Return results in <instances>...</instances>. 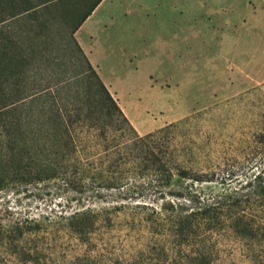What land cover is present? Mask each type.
Returning <instances> with one entry per match:
<instances>
[{
  "label": "trees",
  "instance_id": "16d2710c",
  "mask_svg": "<svg viewBox=\"0 0 264 264\" xmlns=\"http://www.w3.org/2000/svg\"><path fill=\"white\" fill-rule=\"evenodd\" d=\"M101 1L0 0V189L58 178L79 193L117 191L122 201L136 202L145 210L136 217L115 214L129 205L122 202L110 214L87 206L67 220L88 244L122 217L137 239L121 264H215L216 238L224 234L245 243L249 257H264V83L241 96L252 106L243 140L252 149L247 169L209 162L196 168L195 150L177 141L193 117L139 134L77 41L74 33ZM42 9L64 19L81 62L75 74L32 88L35 66L54 79L60 73L49 60H33L43 50L27 36L53 40Z\"/></svg>",
  "mask_w": 264,
  "mask_h": 264
},
{
  "label": "rangeland",
  "instance_id": "374dc122",
  "mask_svg": "<svg viewBox=\"0 0 264 264\" xmlns=\"http://www.w3.org/2000/svg\"><path fill=\"white\" fill-rule=\"evenodd\" d=\"M39 15L48 20L53 40L40 44L47 41L30 33L43 50L32 53L33 60L41 66L49 60L60 73L54 79L35 66L32 88L75 74L81 62L68 43L64 19L45 9ZM20 26H13L15 34ZM75 36L112 81L109 89L115 87L139 134L190 116L177 141L180 149L195 150L196 168L209 162L247 169L252 149L243 140L252 106L241 96L264 83V0H102ZM101 192L79 193L58 178L0 189V264L124 263L137 237L135 231L128 235L122 217L113 227L99 228L88 244L68 228V218L87 206L110 214L111 205L124 202L129 205L115 214L136 217L145 211L116 197L117 191ZM245 245L228 234L218 236L215 264H264L259 253L249 257Z\"/></svg>",
  "mask_w": 264,
  "mask_h": 264
},
{
  "label": "crops",
  "instance_id": "0c3cea01",
  "mask_svg": "<svg viewBox=\"0 0 264 264\" xmlns=\"http://www.w3.org/2000/svg\"><path fill=\"white\" fill-rule=\"evenodd\" d=\"M89 16H90V15H89ZM89 16H88V17H89ZM88 17H87V18H88ZM77 30H78V29H77ZM74 35H75V33H74ZM75 37H76V36H75ZM76 39H77V38H76ZM77 41H78V40H77ZM79 44H80V43H79ZM81 47H82V46H81ZM82 48H83V47H82ZM83 50H84V49H83ZM84 52H85V54L87 55L89 61H90V62L92 63V65L96 68V70H97L99 76L101 77L102 81H103V82L107 85V87H108V84L111 83L112 81H111L110 79H105V78L102 76V73L100 72V70H99V68H98V65L95 64V61H94V60L92 59V57L90 56V51H89V52L87 51L89 54L86 53L85 50H84ZM108 88H109V87H108ZM111 88H114L113 92H112L110 89H109V90H110V91L113 93V95L115 96V94H116V92H115V87H111Z\"/></svg>",
  "mask_w": 264,
  "mask_h": 264
}]
</instances>
